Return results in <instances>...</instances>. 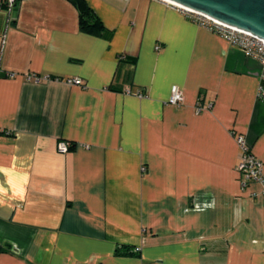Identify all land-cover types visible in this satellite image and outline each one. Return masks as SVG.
Returning a JSON list of instances; mask_svg holds the SVG:
<instances>
[{"label": "crops", "instance_id": "obj_1", "mask_svg": "<svg viewBox=\"0 0 264 264\" xmlns=\"http://www.w3.org/2000/svg\"><path fill=\"white\" fill-rule=\"evenodd\" d=\"M85 1L104 33L68 0L0 10V264H264L237 169L239 136L264 165L261 63L161 1Z\"/></svg>", "mask_w": 264, "mask_h": 264}, {"label": "built area", "instance_id": "obj_2", "mask_svg": "<svg viewBox=\"0 0 264 264\" xmlns=\"http://www.w3.org/2000/svg\"><path fill=\"white\" fill-rule=\"evenodd\" d=\"M169 7L176 9L185 15L189 20L197 23L200 27L205 28L213 33L220 35L230 45L243 51V53L253 59L258 60L262 65V73L260 76L261 84L258 90V98L264 103V41L238 29L221 24L208 16L200 13L182 8L178 5L172 4L165 0H158ZM15 0H0V10L5 8L8 11H12L15 8ZM1 73V71H0ZM7 78H15L16 75L13 73H7ZM72 85L82 86L83 83L80 79H74L69 81ZM128 94L134 95L139 99H144L146 96L141 91L128 92ZM184 94L182 90L173 86L171 89V95L167 102V105L179 107L184 103ZM209 104L204 107L201 104L196 106V111L201 113L205 109L211 108ZM237 143L241 150L240 162L238 165V172L244 179L245 183H255L261 187L262 195L264 197V165L262 162L251 152L250 147L247 145L244 137H237ZM71 150V145L66 142H60L58 145V152L60 154H66Z\"/></svg>", "mask_w": 264, "mask_h": 264}, {"label": "water", "instance_id": "obj_3", "mask_svg": "<svg viewBox=\"0 0 264 264\" xmlns=\"http://www.w3.org/2000/svg\"><path fill=\"white\" fill-rule=\"evenodd\" d=\"M264 41V0H165Z\"/></svg>", "mask_w": 264, "mask_h": 264}, {"label": "trees", "instance_id": "obj_4", "mask_svg": "<svg viewBox=\"0 0 264 264\" xmlns=\"http://www.w3.org/2000/svg\"><path fill=\"white\" fill-rule=\"evenodd\" d=\"M21 0H15V8L18 6ZM71 2L76 9L79 11V26L81 31L88 34H102L104 33V28L95 15V13L91 10L89 5L85 0H68ZM135 60H132L133 63ZM119 256H135L138 255L139 250H134L131 248L119 247L116 251Z\"/></svg>", "mask_w": 264, "mask_h": 264}]
</instances>
